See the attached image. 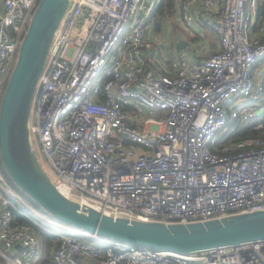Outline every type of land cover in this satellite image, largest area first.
<instances>
[{"label":"built area","instance_id":"built-area-1","mask_svg":"<svg viewBox=\"0 0 264 264\" xmlns=\"http://www.w3.org/2000/svg\"><path fill=\"white\" fill-rule=\"evenodd\" d=\"M160 1L73 0L33 102L39 160L63 194L114 217L189 223L264 209V134L227 141L238 127L264 129L261 0H178L183 26L200 40L208 27L219 44L183 49L164 66L152 22ZM39 2L0 0V106ZM16 201L58 236L49 263L35 226L14 222ZM48 213L0 163V264H264V240L183 253Z\"/></svg>","mask_w":264,"mask_h":264},{"label":"water","instance_id":"water-1","mask_svg":"<svg viewBox=\"0 0 264 264\" xmlns=\"http://www.w3.org/2000/svg\"><path fill=\"white\" fill-rule=\"evenodd\" d=\"M72 5L73 0H40L4 91L0 157L13 182L56 220L140 246L192 253L264 240V209L189 223L144 221L108 215L57 188L32 145L31 114L56 31Z\"/></svg>","mask_w":264,"mask_h":264},{"label":"trees","instance_id":"trees-1","mask_svg":"<svg viewBox=\"0 0 264 264\" xmlns=\"http://www.w3.org/2000/svg\"><path fill=\"white\" fill-rule=\"evenodd\" d=\"M178 0H161L158 6L156 7V10L153 15L152 22H156L157 29L160 28L161 22L164 19L166 15H170L173 13L177 6ZM261 8L259 12V18L264 16V0L260 1ZM160 14L158 17L157 15ZM162 16V18H161ZM161 18V19H159ZM264 134V129L262 130H256L252 129L250 126H243L236 128L230 135L229 139L227 141H234V140H240L245 138H252L259 135ZM0 163L3 167L4 171L8 174L6 171L1 157H0ZM9 175V174H8ZM10 177V176H9ZM12 184L14 187L21 193V195L24 197V199L33 207L36 208H42L40 205H38L36 202H34L27 194H25L11 179ZM17 208L14 210V222H29L33 224L37 230V233L41 239V255H42V262L49 263V248L57 243V237L56 235L49 232L47 228H40L38 225H36L32 218H35V213L24 203L20 201H16Z\"/></svg>","mask_w":264,"mask_h":264},{"label":"rangeland","instance_id":"rangeland-1","mask_svg":"<svg viewBox=\"0 0 264 264\" xmlns=\"http://www.w3.org/2000/svg\"><path fill=\"white\" fill-rule=\"evenodd\" d=\"M160 14L157 15V17ZM162 18V16H161ZM159 18V19H161ZM153 28L155 33L157 34L158 38H157V42L160 40V42H164L166 45L168 43H171L172 40H174L173 45H171L172 49L174 50L175 48L178 49L179 45H180V39L183 37L181 36V34H184V36L186 38H188L193 45V48L195 50L194 47H199V44H203L202 42L208 43L209 44V50H215L218 47L219 44V39L218 37H216L214 31H212L210 28L206 27L205 31H204V39L200 40L199 36H194L192 35V33L190 32V29H187L183 26L182 22L179 19L178 16V8L176 6L175 10L173 11L172 14L170 15H166L164 17V19L161 22L160 28L157 29V25L156 22H153ZM201 47V46H200ZM203 48V47H202ZM171 55L167 57L162 58V60L159 62L161 66L164 65H169L170 63V59H171ZM262 112L260 111L259 114H261ZM253 123V122H252ZM217 138L222 139V135H218ZM41 161L42 164L44 165V167L53 175V170L49 167L47 160L45 159V156H41ZM48 213V212H47ZM49 215H51L50 213H48ZM52 216V215H51ZM53 218V216H52ZM55 235V234H54ZM56 237L58 238V236L56 235Z\"/></svg>","mask_w":264,"mask_h":264},{"label":"crops","instance_id":"crops-1","mask_svg":"<svg viewBox=\"0 0 264 264\" xmlns=\"http://www.w3.org/2000/svg\"><path fill=\"white\" fill-rule=\"evenodd\" d=\"M181 36H183V37L179 41L180 44L183 41H185V45H184V47L182 49L180 48V45H179L178 49H176V48L174 50L172 49L171 45H173L174 40H172V42L168 43L167 45L164 42H160V40L158 42H156L155 45H154V49H155V53H156V59L161 61L162 58L167 57L170 54H173V55L170 56L172 58L179 51H181L183 49L191 51V48H193L192 42L188 38H186L184 36V34H181Z\"/></svg>","mask_w":264,"mask_h":264}]
</instances>
